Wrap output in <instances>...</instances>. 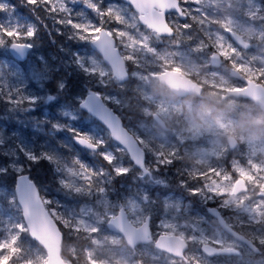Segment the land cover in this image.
I'll list each match as a JSON object with an SVG mask.
<instances>
[{
	"label": "snow or ice",
	"instance_id": "6c2138e0",
	"mask_svg": "<svg viewBox=\"0 0 264 264\" xmlns=\"http://www.w3.org/2000/svg\"><path fill=\"white\" fill-rule=\"evenodd\" d=\"M21 6L27 7L31 16L18 15L9 0H0V49L13 60L24 61L32 53L37 47L41 27L51 36V30L37 14L42 11L52 21V30L57 34H66L69 40L81 46L91 45L102 53L111 66V77L116 80L123 79L125 60H135L137 53L151 52L150 41L158 40L164 34L172 35V25L179 27L176 21L185 15L178 0H126V5L105 3V0H21ZM172 11L177 20L166 19V14ZM113 23L123 27H107ZM56 25L62 26L63 31ZM140 25L146 31H141ZM117 41L125 53L118 51ZM61 51H64L63 47ZM66 56L68 60L52 57L53 61L59 59V66L50 64L43 55L36 58L39 64L26 69L8 60L0 63V103L6 110L11 114H23L34 131H43L45 125H50L49 136L59 132L68 134L55 144L36 145L35 141H29L15 131L10 137L0 132V146L8 144L2 154L12 158L10 163L0 164V177L17 174L14 191L7 200V207L14 210V215L0 210V216L7 217L0 220V264H71L61 255L64 233L58 225L68 230L69 237L87 234L85 238L90 239L92 245L117 246L124 241L133 254L138 243H154L161 253L168 254V264H205L196 252V245L202 246L209 256L235 257L236 264H264V162L250 158L246 166H241L233 160L231 171L216 166L207 172L180 173L186 177L180 180V188L189 195L199 196L204 203L218 200L220 208L235 214L236 223L225 220L217 208H212L207 211L215 217L217 226L211 235L195 222L182 224L181 202L164 192L165 208L172 209L175 215L161 221L159 227L163 231L153 240L149 217L144 213L152 203V193L157 188L167 187L154 171L159 170L158 165H169L173 161L156 153L157 167L154 169L146 164L142 141L131 138L106 106V101L113 100L111 95L86 89L84 93L62 101L61 94L67 87V81L63 79L55 81V92L48 91L46 85L53 81V73L69 63L89 79L99 77V84L106 83L104 78L109 77V72L86 52L68 51ZM38 110L42 113L40 117L33 115ZM84 113L89 120H98L106 126L108 139L86 125L77 126V122L85 118ZM61 147L68 149L70 155H64ZM77 150H86L99 161L106 162L107 167L99 162H84L75 154ZM125 155L132 162L129 166L123 162ZM41 160L54 165L66 195L73 199L84 198L85 206L78 211L75 208L58 210V202L57 208L49 207L52 201L42 197L38 186L23 174L31 164ZM129 173L140 182L136 190L121 203H110L107 194L114 177ZM93 197L95 204L89 206L87 200ZM169 199L174 202L169 203ZM102 225L119 235L104 236L102 240L93 238L92 234L101 232ZM246 226L252 229L250 233L243 231ZM28 237L38 242L42 251H33L26 246ZM72 253L74 257L75 249ZM86 257L87 264H104L93 250L87 251ZM110 264H126V260L112 259ZM137 264H143V259L137 260Z\"/></svg>",
	"mask_w": 264,
	"mask_h": 264
},
{
	"label": "rangeland",
	"instance_id": "374dc122",
	"mask_svg": "<svg viewBox=\"0 0 264 264\" xmlns=\"http://www.w3.org/2000/svg\"><path fill=\"white\" fill-rule=\"evenodd\" d=\"M186 2H192L197 6L195 10L197 15L201 19V23H204L205 27H211V30H204L206 39L201 35L194 34L193 41L181 47L178 41L166 40V43L159 40H152L150 44L152 51L145 53H137L135 60L131 61V68L129 76L134 79L137 85H140V96L143 99L144 107L141 111L143 117L157 115L160 119H163L166 123V128H160L153 120L148 124H141L134 122L129 125L127 129L133 133L138 141H142L147 144V140L151 139L155 142V147L169 146L174 144L179 147V154L189 155L193 158L194 163L208 164L213 156L223 157L227 156V153L232 150L236 158L227 160L228 163L224 167L228 171L232 170V161L236 160L241 166H246L248 160L251 158L256 162H264V115L258 110V107L249 99L246 98H233L225 95L226 89L235 87V84L224 75L227 71V66H220L219 69H208L209 65L208 55L212 51L218 52L223 59L227 60L232 67L241 70L245 73L248 79L255 82H264V42L260 30L253 26L250 22V18L256 15L259 11V5L253 3L251 0H185ZM116 3L119 5H125L121 0H105V3ZM262 6V5H261ZM19 15V13L16 11ZM207 13L212 17L207 16ZM21 14V13H20ZM24 15V14H23ZM25 16V15H24ZM247 16V20H245ZM48 19V18H47ZM49 23L52 28V21ZM179 24L178 28L180 33L183 27L182 23L176 21ZM59 28L58 25H56ZM108 28L123 27L116 24H108ZM141 31H145L141 26ZM227 28L239 33L251 46L247 50H242L234 46L223 33L222 29ZM182 34V32H181ZM63 39L60 42L50 44L53 50L50 49L47 52H39V48L36 47L32 50V53L23 61V67L26 69L33 64H39L36 59L38 56L43 55L49 60L50 64L59 66V59L52 60V57L68 60L66 56L68 51L81 50L86 52L90 58L96 59L105 71L109 72L110 69L103 63L101 58L90 49L88 46H81L73 41ZM157 43L159 46H155ZM118 49L121 53H125V49L117 41ZM63 47L64 51H61ZM9 55V54H8ZM22 67V68H23ZM67 67L76 69L74 65L68 64ZM66 67V70L68 69ZM163 69H176L184 74L191 75L202 81L206 88L202 93V97H175L170 92H165L162 86L150 77L152 73L159 72ZM62 70V71H61ZM64 67H60L61 72H66ZM58 71V72H59ZM68 71V70H67ZM61 73L55 74L53 81L61 80ZM105 77L106 83L101 85L98 83L99 77H96L95 81H92L93 86L98 87L96 92L102 94H109L113 97V100L106 101L110 103V107L114 109L119 115H127L121 110L127 105L126 98L118 90L130 89L131 83H118L113 77L111 79ZM90 81V80H89ZM114 82L112 87L109 83ZM264 85V83H262ZM94 90V89H93ZM63 101V98H62ZM219 105V106H216ZM2 117L19 123L23 121V125H32L28 122L27 118L23 114H11L5 110ZM129 116V115H128ZM82 121L77 122V126H87L94 132H101L104 137H108L107 131L99 127L97 123H93L84 115ZM142 117V118H143ZM134 121V120H133ZM63 122V119L62 121ZM50 129V125H47ZM33 130V126L30 127ZM103 130V131H102ZM41 131H39L40 133ZM66 136L67 133L63 132ZM234 136L237 140L235 147L230 148L225 138L227 136ZM9 137V136H7ZM147 139V140H146ZM113 143V142H111ZM149 144V143H148ZM153 149V148H152ZM145 151V149H144ZM161 154V153H160ZM171 159L169 156H166ZM181 159V158H180ZM124 162V157H123ZM125 164V163H124ZM154 169L157 165L147 163ZM126 166V165H125ZM158 165V168L161 169ZM163 167L169 165H162ZM163 169V168H162ZM180 180L177 182L179 187ZM139 181L132 180L125 183L120 189V193L115 190H110L107 194V199L112 204L121 203L125 197L129 196L131 192L136 190V185ZM44 192L48 193L46 199L52 201L53 208H75L77 211L80 207L85 206V202L79 201L77 205L69 206L67 203L60 201L59 193L62 196V192L51 191L45 186L42 187ZM180 191L174 193L167 191L168 197H175L176 201H180L182 204V212L180 223H196L199 228L203 229L208 235L212 234V229L217 225L210 218V215L203 214L200 210H204L207 207L214 206L220 208L219 201H209L204 203L199 196L189 195L188 191L180 188ZM165 189H159L152 193V203L148 205V210L144 213L155 216L152 227L154 231L159 234L163 231L159 227L161 221L167 220L175 215V212L170 208H165L163 201L165 200ZM113 195V196H112ZM169 203H173L172 199L168 200ZM87 204L92 206L95 204L94 199L88 200ZM222 209V208H220ZM226 210V216L231 218L232 211ZM101 232L98 234H92L93 238L102 240L104 236L119 235L109 231L106 225L101 226ZM248 233L252 231L251 228H244ZM87 234H84V237ZM190 248L193 246L190 244ZM196 252L203 258L205 264H236L237 258H217L212 259L204 255L200 251V245H196ZM72 249L77 250L76 247L69 245L67 252L73 255ZM82 253L87 260L86 253L89 250L95 252L96 258L104 261V264H110L111 260L123 258L126 260V264H137V260L143 259V264H168V254L161 253L156 250L151 244L138 245L135 253L128 249L124 241L117 246L110 244H102L100 246L92 245L91 240L87 239V243L82 247ZM66 261H70L69 256H64ZM258 259V258H257Z\"/></svg>",
	"mask_w": 264,
	"mask_h": 264
},
{
	"label": "trees",
	"instance_id": "16d2710c",
	"mask_svg": "<svg viewBox=\"0 0 264 264\" xmlns=\"http://www.w3.org/2000/svg\"><path fill=\"white\" fill-rule=\"evenodd\" d=\"M261 11L259 14L257 13L254 19H252L250 22L253 26L257 27L262 35V40L264 42V4L263 0H261ZM16 11L20 14H24L25 16H31V13L29 12L27 7L21 6V0H16ZM40 15L41 19L44 20V24L48 26V29L51 30V36H49L48 31H46L43 27H41L40 33H39V39L37 40V47L39 48V52L44 53L52 49V52L58 55V53L53 50L52 46H49L50 44L46 45L47 42H50L51 44H55L56 42H60L63 39L68 38L66 34H57L55 30H52L49 20L47 19L46 15L41 11L37 13ZM34 19V17H33ZM198 20H200L198 18ZM245 20L248 21L247 16H245ZM59 28L62 29V26L58 25ZM63 31V29H62ZM55 41L53 43L52 41ZM71 42V40L67 39ZM5 60H8L10 63H18L14 62V60L6 53L4 50L0 49V63H3ZM126 64L130 70L131 68V61L126 60ZM19 66L22 68L23 63H19ZM24 68V67H23ZM66 70V67H64ZM68 71L61 72L57 71L53 73V78L55 74L61 73V79L67 81V87L64 91V93L61 94L62 98H71L73 95H77L80 93H84L86 89H98V87L93 86L92 81L96 80V77H92L89 79L85 74L80 72L78 69H72L71 67H67ZM90 80V81H89ZM131 83L132 86H130V89H121L118 90L120 93L124 95L126 98L127 105L121 110L127 115H120L123 125L125 127H128L129 125L133 124L134 122L141 123V124H148L147 118L143 117L140 113L144 107L143 99H141L140 91L141 87L140 85H137V83L134 82V79L132 77H129V79L126 81V84ZM264 83V82H262ZM112 87L115 85L114 82L109 83ZM46 89L48 91L55 92V82L52 81L51 83H48L46 85ZM110 106V103H107ZM6 110L5 105L3 103H0V132L4 134L5 137L11 136L13 131L17 132L18 134L22 135L25 139L29 141H35L36 145L45 144L46 142H51L55 144L58 141H63L64 137L66 136L63 132L55 133L53 136H49V128L47 125L43 127V131L39 133V131L30 130V127L33 125H23L22 122L16 123L14 121H10L4 117H2L4 114H2ZM36 117H40L42 115L41 111L38 110L36 113L33 114ZM86 115V114H83ZM129 115V116H128ZM143 117V118H142ZM134 120V121H133ZM93 123H97L93 119L91 120ZM99 127H102L100 124L97 123ZM103 128V127H102ZM109 137H106L108 139ZM147 140V139H146ZM112 142V141H110ZM147 144L141 143V146L145 149V157L147 163H152V165H156L155 163V157L154 154L161 153L163 156H169L171 160L173 161L172 164H169V166L163 167L160 165L158 171L154 172V175L158 179H162L166 182L167 187H160L161 189H165V191L168 190H175L178 189L177 182L179 179L185 178L182 177L180 173H200V172H207V170L210 167H216V166H222L225 167L228 163V159L231 160L232 158H236V155L233 154L232 150H230L227 153V156L223 157L220 156H213L211 158V161L208 164L203 163H194V160L189 155H182L181 157H177L179 154V147L175 146L174 144H171L167 147L165 146H159L155 147V142L151 139L147 140ZM8 147V144H5L4 146H0V164H8L11 162L12 158L4 156L2 154L3 150H5ZM78 149V147L76 146ZM153 148V149H152ZM60 151L64 155H70V152L68 149H65L63 147L60 148ZM86 153V154H85ZM76 155H79L84 162L93 164V163H102L104 167H107L106 162L99 161L97 157L87 154L86 150H77L75 152ZM181 158V159H180ZM124 163L126 166H129L132 164L128 157L124 156ZM163 168V169H162ZM135 171V169H134ZM29 175L30 178L34 180L36 185L39 188L40 195L46 199V196L48 193L44 192L42 189L43 186L50 189L51 191L55 192H62V196H60L59 193H56L60 201L67 203L69 206L77 205L78 201L85 202L84 198L76 197L73 199V197H70L66 195V190L62 189L61 184L59 183L60 176L57 174V172L54 169V165L50 164L46 160H41L38 163L31 164L30 168L25 171ZM16 173H12L11 175H8L6 177H0V210L7 211L8 215H14V210L8 209L7 207V200L10 198V194L13 191L14 186V179ZM133 180V173H129L127 176H120V177H114L112 184L110 186V190H115L117 193H120V189H122L123 184L131 182ZM157 188V189H160ZM156 189V190H157ZM109 190V192H110ZM113 196V195H112ZM91 199H94L91 198ZM90 199V200H91ZM88 201V200H87ZM53 204L49 205L50 208ZM56 208V207H54ZM233 213V212H232ZM5 216H0V220L6 219ZM230 221L235 224L236 223V217L233 213L232 217L230 218ZM61 227L62 233H64L62 237V244H61V254L62 256H69V258L72 261V264H87V260L84 258L82 253V247L87 243V239L84 237V233H81L79 235H72L69 237L67 235L68 230L63 228L62 225H58ZM239 230V229H237ZM247 232V231H246ZM26 246L30 247L33 251H36L37 249L42 248L34 242L30 237H28L25 241ZM69 245H72L77 248L75 252V256L70 255L67 252V247ZM81 245V246H80Z\"/></svg>",
	"mask_w": 264,
	"mask_h": 264
},
{
	"label": "water",
	"instance_id": "95a60500",
	"mask_svg": "<svg viewBox=\"0 0 264 264\" xmlns=\"http://www.w3.org/2000/svg\"><path fill=\"white\" fill-rule=\"evenodd\" d=\"M121 1L126 4V0H121ZM224 33L227 35V37L229 38V40L235 46H237V47H239V48H241L243 50H247V49L250 48V43L248 41H246L237 32H235V31H233L231 29H224ZM162 36H169V35L164 34ZM89 46H90V48L94 52H96L100 56V58L102 59V61L109 67L110 72H111V66L104 59L102 53H100L98 50L94 49L91 45H89ZM118 51H119V49H118ZM209 63H210V65H212L214 67H218L220 65V63H221V58H220L219 53H217L216 51L211 52L210 55H209ZM122 72H123V79L122 80L117 79L116 81L118 83L125 82L128 79V76H129V72H128L127 68H126L125 61L123 63ZM152 76L154 78H156L159 83H161L162 85H164L165 87H167L176 96L184 97V96L190 95V94L199 96L201 94V86L196 81L192 80L191 78H189L188 76H186L185 74H183L182 72H180L179 70L164 69L161 72L156 73V74H154ZM229 76L231 78H235V79L241 80L244 83V86L241 87V88L227 89L225 94L228 95V96H232L234 98L240 97V98L249 99L255 105L258 106V108H259V110L261 112L264 113V85L261 84V83L255 82V81H253L251 79H247L246 77H244L243 74H241V72L239 70L234 69V68H230V70H229ZM90 90H92V89H90ZM92 91H94V90H92ZM106 106L113 113V115L117 118V120L120 122L121 126L127 132V134L131 138H133L134 140L137 141V139L135 138V136L131 132H129L128 129L123 125L122 120H121V117L112 108H110L107 104H106ZM153 117L155 119V122L160 127H163V121L157 115H155V114H153ZM96 121L100 125H102L105 128V130H106V126H104L100 121H98V120H96ZM108 136H109V134H108ZM226 143L228 144V146L230 148L235 147V145H236V139H235V137L228 136L226 138ZM127 157L130 160V157L129 156H127ZM23 174L26 175V176H28V174L25 173V172ZM16 177H17V175L15 176L14 183H15ZM29 179H31V178L29 177ZM31 180L34 182L33 179H31ZM13 191H14V186H13ZM212 208H215V207H209L208 209H212ZM209 214H211V213H209ZM146 216L149 217V231L152 234V230H151V227H150V219H151V216L150 215H146ZM107 229L109 231H112V232L116 233L115 230H113V229H109V228H107ZM152 236H153V234H152ZM158 238H159V234L155 238H153V240L158 239ZM34 242H36V241H34ZM36 243L39 245L38 242H36ZM125 244H126V242H125ZM138 244H146V243L140 242ZM39 246L42 248L41 245H39ZM126 246H127V244H126ZM153 246L155 247V244L154 243H153ZM210 246H212V247H218L216 245H210ZM200 249L203 252L202 246H200ZM157 250H159V249H157ZM159 251H161V250H159ZM204 254H206V253H204ZM206 255H208V254H206Z\"/></svg>",
	"mask_w": 264,
	"mask_h": 264
},
{
	"label": "flooded vegetation",
	"instance_id": "af4514ba",
	"mask_svg": "<svg viewBox=\"0 0 264 264\" xmlns=\"http://www.w3.org/2000/svg\"><path fill=\"white\" fill-rule=\"evenodd\" d=\"M253 3H255V4H258L259 5V11H258V14H259V12L261 11V0H251ZM9 2L12 4V5H14L15 6V9H16V0H9ZM178 2H179V5H180V8H181V11H183L184 13H185V15H184V17L183 18H179V20H177L178 18L176 17V14H175V12L174 11H172L170 14H166V19H170V20H177L178 22H180V24L182 23V25L183 24H187V25H189V27H187V28H185L184 26L181 28V30H180V33H178L179 32V30H178V28H176V25L175 24H173L172 25V27H173V33H172V35H170V36H161L158 40L159 41H163V42H165L166 43V40L168 41V40H170L171 38H175V39H173V40H176V41H178L177 43H179L180 45H181V47H183V46H186V45H188V44H190L192 41H193V35L195 34L196 36H197V34H199V35H201V37L202 38H204V39H206L207 38V36L205 35V31L204 30H211V27H205L204 26V23H201V19H200V17L197 15V12L195 11L196 9H197V6L194 4V3H192V2H186L185 0H178ZM263 4H264V0H263ZM253 17H255V15L253 16ZM253 17H251L250 19H254ZM198 18L200 19V20H198ZM143 29H144V27H143V25H140ZM146 31V30H145ZM222 31H223V33H224V29H222ZM181 32H182V34H181ZM154 44V43H153ZM155 46H159V44H157V43H155L154 44ZM210 54V53H209ZM10 55V54H9ZM11 57V56H10ZM12 58V57H11ZM208 61H209V55H208ZM14 62H18V61H15L14 60ZM18 63H21V62H18ZM23 63V62H22ZM209 65H210V63H209ZM220 66H227V71L224 73V75H226L229 79H230V81H232V83L233 84H235V87H233V89L234 88H241L243 85H244V83L241 81V80H239V79H235V78H231L230 76H229V70H230V68H234V67H232V65H230L229 64V62L227 63V60H225V59H223V58H221V63H220V65H219V67ZM208 69H214V70H216V69H219L218 67H214V66H212V65H210V66H208L207 67ZM236 69V68H235ZM164 70V69H163ZM238 70V69H237ZM162 71V70H161ZM161 71H159V72H161ZM240 72H241V74H243L245 77H246V75H245V73H243L241 70H239ZM157 73V72H156ZM156 73H152L151 75H150V77L151 78H153L154 80H156V82L158 83V84H160L159 82H158V80L156 79V78H154L152 75H154V74H156ZM186 76H188L189 78H191L192 80H194V81H196L200 86H201V95H199V96H197V95H192V94H190V95H186V96H192V97H202L203 95H202V93L204 92V90H205V88H206V85L202 82V81H200L198 78H196V77H193V76H191V75H187V74H185ZM161 86H162V89H164L165 90V92H170L171 94H173L167 87H165V86H163L162 84H160ZM227 90V89H226ZM225 90V91H226ZM175 97H179V96H176L175 94H173ZM186 96H184V97H186ZM226 95H223V97H225ZM228 97H230V96H228ZM216 106H219V105H217L216 104ZM263 115H264V113H262ZM145 118H147V121H148V123L149 122H151L150 121V119L152 118V120L155 122V119H154V117H153V114L151 115V116H146ZM162 121H163V127L162 128H166V123H165V121L163 120V119H161ZM156 123V122H155ZM145 152V151H144ZM150 164V163H149ZM155 172V171H154ZM172 192H174V193H177V189H175V190H171ZM217 209L221 212V214L224 216V218H225V220H228V217L226 216L227 214H226V210L225 209H220V208H218V206H217ZM203 214H205V215H208V213H207V211H205V209L204 210H200ZM155 216H151V223H152V221H153V218H154ZM215 221V220H214ZM243 231L244 232H246V230L245 229H243ZM209 258H212V259H217V258H220V259H222V258H235V257H229V256H227V255H219V256H217V255H213V256H208Z\"/></svg>",
	"mask_w": 264,
	"mask_h": 264
},
{
	"label": "bare ground",
	"instance_id": "6f19581e",
	"mask_svg": "<svg viewBox=\"0 0 264 264\" xmlns=\"http://www.w3.org/2000/svg\"><path fill=\"white\" fill-rule=\"evenodd\" d=\"M18 62H23V61H18ZM86 154V153H85ZM88 154V153H87ZM29 176V175H28ZM32 179V178H31ZM81 246V245H80Z\"/></svg>",
	"mask_w": 264,
	"mask_h": 264
}]
</instances>
